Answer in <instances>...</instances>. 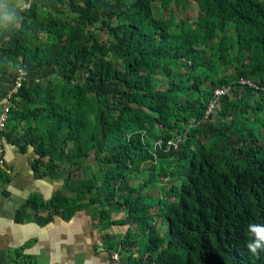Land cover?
<instances>
[{"label":"trees","instance_id":"trees-1","mask_svg":"<svg viewBox=\"0 0 264 264\" xmlns=\"http://www.w3.org/2000/svg\"><path fill=\"white\" fill-rule=\"evenodd\" d=\"M1 8L15 13L0 24V140L61 181L54 209L126 225L102 235L123 264H264L246 248L264 225V0Z\"/></svg>","mask_w":264,"mask_h":264},{"label":"crops","instance_id":"crops-1","mask_svg":"<svg viewBox=\"0 0 264 264\" xmlns=\"http://www.w3.org/2000/svg\"><path fill=\"white\" fill-rule=\"evenodd\" d=\"M3 146L0 262L109 264L110 250L102 238L106 229L99 228L90 210H77L65 217L61 208L54 209L49 201L61 181L36 175L30 146L23 151L13 143Z\"/></svg>","mask_w":264,"mask_h":264},{"label":"clouds","instance_id":"clouds-1","mask_svg":"<svg viewBox=\"0 0 264 264\" xmlns=\"http://www.w3.org/2000/svg\"><path fill=\"white\" fill-rule=\"evenodd\" d=\"M14 19L13 17H10L8 19V22L10 23ZM240 84H246L251 85V83L248 80H245L243 78L239 79ZM220 91V93L215 94V91ZM227 89H215L213 91V95L217 96L222 93H225ZM247 235L249 237L248 242L246 243V248L249 252H251L253 255H257L260 251H264V225L260 224H249L247 226Z\"/></svg>","mask_w":264,"mask_h":264},{"label":"rangeland","instance_id":"rangeland-1","mask_svg":"<svg viewBox=\"0 0 264 264\" xmlns=\"http://www.w3.org/2000/svg\"><path fill=\"white\" fill-rule=\"evenodd\" d=\"M12 12H13V9H11V8L10 9L9 8H1L0 9V24H2L4 21H6L8 18H10L11 15H12ZM14 13L15 12H13V14ZM190 14L193 16L195 14V11H191ZM4 108H6V110L9 112L11 107H9V104L5 103L2 106V110ZM88 162L91 165V170L90 171L91 172H95L97 170V168H96V165L93 162V158H92L91 155H90V157L88 159ZM77 172H79V170ZM100 173H101V171H96L95 172L96 175H98ZM85 209L88 210V208H85ZM112 215H113V217L117 218V217H120L122 214L121 213H113ZM99 228H100V226H99ZM125 229H126V225H112L110 228L104 230L103 233L107 232L109 235L114 237L115 240H118L120 234H122L125 231ZM134 254L136 255V251H134ZM124 261H125V255L123 253H120V263L123 264Z\"/></svg>","mask_w":264,"mask_h":264},{"label":"built area","instance_id":"built-area-1","mask_svg":"<svg viewBox=\"0 0 264 264\" xmlns=\"http://www.w3.org/2000/svg\"><path fill=\"white\" fill-rule=\"evenodd\" d=\"M24 74H25V71L22 68L17 69L14 85H13V88L11 89V92H13L17 87H19L20 82L24 78ZM214 93L218 94V93H220V91L217 90ZM7 115H8V111L6 110V108H4L3 110L1 108V111H0V130L2 129L3 125L6 122ZM3 150H4L3 142L0 140V169L2 168V165H3V160H2ZM0 264H15V263L0 262ZM109 264H121L120 263V254L118 252L114 251V252H111L109 254Z\"/></svg>","mask_w":264,"mask_h":264}]
</instances>
